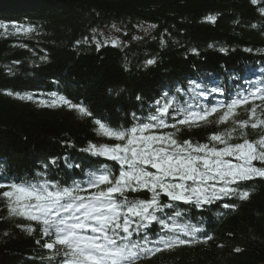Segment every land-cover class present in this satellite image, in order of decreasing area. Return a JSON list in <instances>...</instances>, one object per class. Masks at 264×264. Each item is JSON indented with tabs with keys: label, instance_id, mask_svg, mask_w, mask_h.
<instances>
[{
	"label": "trees",
	"instance_id": "obj_1",
	"mask_svg": "<svg viewBox=\"0 0 264 264\" xmlns=\"http://www.w3.org/2000/svg\"><path fill=\"white\" fill-rule=\"evenodd\" d=\"M13 22L32 31L16 32ZM144 24L148 31H142ZM0 25H8L0 28V184L43 175L61 184L78 181L80 194L87 196L96 191L85 182L89 170L107 165L115 177L120 165L84 149L90 142H126L99 135L94 120L123 129L155 123L151 117L159 115L156 109L165 97L172 103L163 117L167 126L151 128L146 135L172 134L180 143L217 148L225 145L210 141L213 134H224L231 144L264 138V124L251 126L264 121L259 97L220 119L232 99L264 87V0H0ZM107 29L119 31L118 42L104 41ZM150 59L155 62L148 64ZM217 86L223 92L211 91ZM53 93L82 104L92 115L41 103H50ZM212 106L218 110L206 120L180 123L186 112ZM253 106L256 112L250 115ZM240 121L248 125L241 128ZM239 183L250 191L247 200L225 196L203 207L176 204V209L158 212L164 216L179 210L182 215L169 225L188 223L202 231L189 236L154 222L150 240L157 234L179 235L193 243L141 254L134 264H264V178ZM6 190L0 188V193ZM126 195L130 200L151 198L145 190ZM160 199L170 203L163 194ZM28 226L34 231H26ZM54 241L37 222L10 214L7 199L0 196V264H58L61 246L43 247Z\"/></svg>",
	"mask_w": 264,
	"mask_h": 264
},
{
	"label": "snow or ice",
	"instance_id": "obj_2",
	"mask_svg": "<svg viewBox=\"0 0 264 264\" xmlns=\"http://www.w3.org/2000/svg\"><path fill=\"white\" fill-rule=\"evenodd\" d=\"M252 3L255 4L256 0H252ZM207 19L215 22L214 16ZM12 27L16 32L32 31L31 26L24 27L15 22ZM0 28L7 30L8 25H0ZM154 62L151 59L147 61L148 64ZM211 91L223 92V88L217 86ZM7 94L16 95L22 100L32 99L30 95ZM199 94L205 96L206 91ZM51 95L53 99L50 103H41L50 107L66 105L83 117L92 115L82 104H72L56 93ZM256 97L264 100V87H256L255 91L232 99L227 105L228 110L220 118L221 121L226 120L237 105ZM170 107L172 103L165 97L163 106L156 109L159 115L151 117L155 123H141L130 129L113 128L105 121L94 120V130L99 135L126 142L115 145L90 142L88 148L84 149L94 156L106 157L120 165L119 174L115 177L107 165L89 170L85 182L96 191L87 196L80 194L83 189L78 181L61 184L59 181L45 179L43 175L39 180H17L9 185L0 184V188L9 189L0 193V196L7 199L10 214L37 222L44 236L55 237L54 243H45L43 247L53 249L56 245L61 246L62 251L56 253L61 257L58 264H134L141 254L154 255L163 250L191 244L193 240L182 239L179 235L157 234V239H149L150 226L154 227L155 224H159L162 229L168 228L169 231L189 236L202 231L188 223L173 222L169 225V220L182 215L179 210L171 215L158 216L157 213L163 212L165 208H177L175 203H162V194L172 202L203 207L225 196L247 200L250 191L244 189L239 182L256 177L264 178V167L253 163L258 161L264 164V138L258 141L245 138L242 143L231 144L224 138V134H213L210 141L225 145L217 148L214 144L193 145L189 141L180 143L172 134L146 135L151 128L167 126L163 117L169 115ZM178 110L185 111L183 108ZM217 110L216 106H212L202 112H186L185 119L180 123L191 124L206 120L208 115ZM255 112L256 108L253 106L250 115H255ZM238 123L241 128L248 125V121ZM258 124H264V121H257L251 126L256 128ZM228 136L231 138V133ZM227 157H232L233 160L226 159ZM51 163L54 164L55 160ZM146 165H150L155 171H149ZM67 166L80 167L71 164ZM44 167L47 168V165ZM100 185L107 187L101 189ZM141 190L150 193L151 198L128 199L126 193H140ZM224 207L235 205L225 204ZM25 230L29 233L34 231L31 226ZM134 233L137 234L135 238ZM204 239H211V236H204Z\"/></svg>",
	"mask_w": 264,
	"mask_h": 264
},
{
	"label": "rangeland",
	"instance_id": "obj_3",
	"mask_svg": "<svg viewBox=\"0 0 264 264\" xmlns=\"http://www.w3.org/2000/svg\"><path fill=\"white\" fill-rule=\"evenodd\" d=\"M150 26L148 24L142 25V31H148ZM143 32V33H144ZM103 38L105 39L104 41L112 42L115 41L118 42L119 38H121V35H119V31L115 29H107L104 30Z\"/></svg>",
	"mask_w": 264,
	"mask_h": 264
},
{
	"label": "water",
	"instance_id": "obj_4",
	"mask_svg": "<svg viewBox=\"0 0 264 264\" xmlns=\"http://www.w3.org/2000/svg\"><path fill=\"white\" fill-rule=\"evenodd\" d=\"M152 170H154V171H155V169H152Z\"/></svg>",
	"mask_w": 264,
	"mask_h": 264
}]
</instances>
